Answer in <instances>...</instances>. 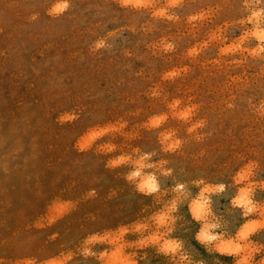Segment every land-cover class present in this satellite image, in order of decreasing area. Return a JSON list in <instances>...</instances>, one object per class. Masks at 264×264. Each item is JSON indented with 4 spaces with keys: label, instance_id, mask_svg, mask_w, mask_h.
Returning <instances> with one entry per match:
<instances>
[{
    "label": "rangeland",
    "instance_id": "374dc122",
    "mask_svg": "<svg viewBox=\"0 0 264 264\" xmlns=\"http://www.w3.org/2000/svg\"><path fill=\"white\" fill-rule=\"evenodd\" d=\"M264 0H0V264H264Z\"/></svg>",
    "mask_w": 264,
    "mask_h": 264
},
{
    "label": "bare ground",
    "instance_id": "6f19581e",
    "mask_svg": "<svg viewBox=\"0 0 264 264\" xmlns=\"http://www.w3.org/2000/svg\"><path fill=\"white\" fill-rule=\"evenodd\" d=\"M257 33H259V37L264 39V33H260V31H257Z\"/></svg>",
    "mask_w": 264,
    "mask_h": 264
}]
</instances>
